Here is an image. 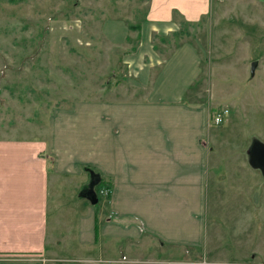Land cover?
I'll return each mask as SVG.
<instances>
[{
    "label": "crops",
    "instance_id": "obj_1",
    "mask_svg": "<svg viewBox=\"0 0 264 264\" xmlns=\"http://www.w3.org/2000/svg\"><path fill=\"white\" fill-rule=\"evenodd\" d=\"M228 4L240 14L252 11L264 30V0H141L124 20L139 27L137 42L153 48V37L178 38L181 26H197ZM112 20L105 25L126 26ZM120 31L114 34L119 39H110L131 40ZM133 52L141 53L137 47ZM150 58L145 69L136 67L138 59L128 66L142 97L74 101L50 111L42 135L0 138V264H171L181 257L186 264L204 243L212 247L206 224L209 165H218L212 149L223 158L235 155L231 165H240L239 179L246 172L250 177L251 168L264 175V128L237 139L224 130L210 132L211 108L188 99L200 86L198 44ZM162 73L167 78L160 83ZM85 169L109 184L110 196L96 194V205L82 196L86 202L73 216L78 225L69 241L73 254L88 248L89 258L97 248L99 259L66 260L58 237L49 240V212L62 190L89 187ZM255 203L259 213V199ZM253 219L259 229L260 216ZM245 247V257L257 259L261 248L252 242Z\"/></svg>",
    "mask_w": 264,
    "mask_h": 264
},
{
    "label": "rangeland",
    "instance_id": "obj_2",
    "mask_svg": "<svg viewBox=\"0 0 264 264\" xmlns=\"http://www.w3.org/2000/svg\"><path fill=\"white\" fill-rule=\"evenodd\" d=\"M140 2L0 0V138L23 137L34 131L42 135L50 111L74 101L142 97L144 91L134 88L137 78L129 72V64L138 59L136 67L145 69L151 65L150 56L153 60L159 55L163 58L183 43L200 47V86L188 99L194 103L201 99L209 105L210 117L228 110L223 123L211 126L210 132L224 130L237 139L264 128V30L253 12L240 14L228 4L197 26H181L178 38L169 36L162 41L153 37L152 48L150 43L137 42V33L124 20L133 16L132 6ZM114 18L125 21L126 26L105 25ZM121 28L131 40H118L120 36L114 34L121 33ZM110 36L118 39L112 41ZM136 47L141 51L138 56L133 52ZM254 62L258 66L251 75ZM160 78L162 83L167 76L162 73ZM212 151L218 165H209L206 224L207 244L213 245L206 249L204 243L186 264H264L263 175L251 168L250 177L244 170L246 176L239 179L240 165H231L236 162L235 155L223 158L217 148ZM89 170L85 169L88 174L83 176L85 185L92 182ZM86 190L80 183L62 190L57 208L49 212V240L58 237L63 252L60 257L66 260L99 259L97 248L89 258L88 248L71 252L70 235L78 225L73 216L83 209ZM258 215L259 229L251 226ZM251 242L261 248L256 250L255 260L245 257V246ZM183 259L171 264H182ZM69 262L59 264H92Z\"/></svg>",
    "mask_w": 264,
    "mask_h": 264
},
{
    "label": "water",
    "instance_id": "obj_3",
    "mask_svg": "<svg viewBox=\"0 0 264 264\" xmlns=\"http://www.w3.org/2000/svg\"><path fill=\"white\" fill-rule=\"evenodd\" d=\"M258 63L254 62L251 64V75H254L255 69L257 67ZM253 148V147H252ZM264 176V175H263ZM100 178L98 176L95 175V177L93 176V174L91 175V184L89 185V187L87 188V190L83 193L82 196L86 197L89 202L92 205H96L98 203V199L96 194L94 193V187L97 185V183L99 182Z\"/></svg>",
    "mask_w": 264,
    "mask_h": 264
},
{
    "label": "built area",
    "instance_id": "obj_4",
    "mask_svg": "<svg viewBox=\"0 0 264 264\" xmlns=\"http://www.w3.org/2000/svg\"><path fill=\"white\" fill-rule=\"evenodd\" d=\"M228 114V110L227 109H224L221 113H217L215 112L212 117L210 118V122H211V125L213 126H219L223 123V120H224V116ZM108 194H110V191L106 190V189H102L100 192H99V195L101 197H106Z\"/></svg>",
    "mask_w": 264,
    "mask_h": 264
},
{
    "label": "trees",
    "instance_id": "obj_5",
    "mask_svg": "<svg viewBox=\"0 0 264 264\" xmlns=\"http://www.w3.org/2000/svg\"><path fill=\"white\" fill-rule=\"evenodd\" d=\"M129 27H130V26H129ZM130 29L136 31V30L139 29V27H130ZM176 36H181V34H180V33H177ZM93 176L95 177V175H93ZM102 189H106V190H108V191L111 190L109 184L107 185V184H105V182H102L101 180H99V182L97 183V185L94 187V190H93V191H94L95 194L98 195V198H99V199H100V198H103L104 200H108L110 194H108L106 197H100V196H99V192H100Z\"/></svg>",
    "mask_w": 264,
    "mask_h": 264
}]
</instances>
